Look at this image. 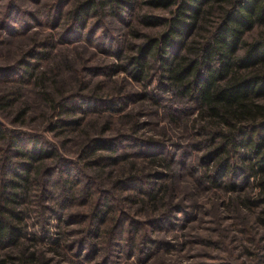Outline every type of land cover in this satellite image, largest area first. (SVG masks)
Instances as JSON below:
<instances>
[{"label": "trees", "instance_id": "obj_1", "mask_svg": "<svg viewBox=\"0 0 264 264\" xmlns=\"http://www.w3.org/2000/svg\"><path fill=\"white\" fill-rule=\"evenodd\" d=\"M19 1L10 0L0 10V27L8 29L15 37L28 33L45 35L42 40L34 38L16 66L0 68V77L32 82L36 62H48L57 48L80 41L96 48L105 46L108 54L122 59L125 65L120 68L127 70L138 83L148 81L156 64L162 70L157 89L160 97L150 96L148 92L146 95L151 98L155 112L165 98L169 100L171 104H167L166 115L169 123L177 128L181 119L189 123V116L182 117L183 111L190 112L192 107L198 110L191 128L196 132L195 144L205 148L200 156L203 172L201 178H197L200 187L211 185L233 190L231 205L240 217L243 210L258 209L256 223L263 228L264 240V0H142L146 9L134 15L147 30L133 29L129 34L141 39L137 45L135 41L126 44L116 39L112 22L108 26L103 20L107 7L118 6L133 14L137 0H28L27 4L31 5L27 8ZM156 10L167 14H157ZM117 12L112 13L113 16L124 22V14L117 15ZM19 25L21 30H17ZM153 28L161 30L153 31ZM133 50L135 53L130 54ZM99 68L90 66L84 70L96 76ZM112 69L111 64L101 70L109 75ZM88 82L84 78L79 85L87 88ZM38 92L47 100L50 97L54 113L64 112V108L79 112L74 103L76 93L52 99L48 90ZM14 94L12 91L1 97V107L11 106ZM79 94L75 98L83 95L100 107L112 109L117 108L114 102L127 104L134 97L121 93L101 99ZM103 102L108 104L101 105ZM60 117L54 130L65 128V123L75 127L81 122L79 117ZM135 138L141 145L134 151H129V146L119 155L111 154L117 151L119 138H89L79 153L81 164L63 155L59 146L42 135L8 129L0 121V140L7 142V147L1 150L3 158H0V174L3 173L0 175V250L22 248L17 256L3 252L0 264H52L42 247L44 237L29 230L27 219L31 214L40 216L42 230L55 214L60 215L59 227L64 228L68 221L65 218L76 222L87 220L88 226L82 229L79 238L70 240V231L59 228L56 250L58 254L64 253L60 244L63 242L65 251L71 250L90 264H112L116 259L105 256V245L108 242L109 252L110 247L115 248L117 237L128 243L127 256L135 251L141 254L152 246L157 249L167 246L169 240L162 235L177 228L179 214L189 213L185 209L181 211L185 205H177V187L172 188L181 159L163 155L167 150L163 142L154 139L143 142ZM104 150L111 153L102 154ZM134 156L144 159L151 168L128 170L114 178L110 188L102 187L93 175L86 173V169L97 167L100 169L96 171L97 176L102 177L105 166ZM234 156L238 158L236 167L231 163ZM48 160L53 161L58 167L56 171L64 176L61 183L54 182L60 185L59 194L61 192L56 205L50 204L56 194V190L50 188L53 185L40 181L53 172L54 165L47 164ZM206 162L214 164V168L205 166ZM186 164L182 159L181 165ZM73 169L77 171L72 175L70 170ZM229 174L254 177L259 187L257 201L251 199L249 192L242 193L238 189L236 179L228 183L225 177ZM180 200V203L186 201ZM117 203L123 206L119 208L123 219L117 216ZM83 206L89 210L78 209ZM69 208L73 212L67 213ZM129 210L134 212L130 214ZM102 235L105 236L104 247L92 240ZM117 243L122 248V244Z\"/></svg>", "mask_w": 264, "mask_h": 264}, {"label": "rangeland", "instance_id": "obj_2", "mask_svg": "<svg viewBox=\"0 0 264 264\" xmlns=\"http://www.w3.org/2000/svg\"><path fill=\"white\" fill-rule=\"evenodd\" d=\"M27 1L21 0L19 2L23 8H27L28 5H31L27 4ZM9 2L10 0H1L0 10L5 8ZM141 2L142 0H137V6L133 10V14L129 10H121L118 6L107 7L103 20L107 22L108 26L112 22L111 27L117 35L116 39H119L122 43L126 42L128 44V42L133 43L135 41L136 45L139 44L141 39H134L129 35L130 32H133V29L147 30L134 15V13L137 15L142 13L143 9H146ZM116 11H118L117 15L121 12L124 14V22H119L117 17L113 16L112 13H116ZM154 12L161 15L167 14L163 10ZM18 27L17 30L22 29L20 25ZM157 30L161 29L153 28V31ZM0 34L2 35L0 36V68L16 66L18 59L24 53L23 51H26L34 43V38L42 40L43 35H45L38 33L34 36L33 33H28L27 35L15 37L12 36L11 31L4 27H0ZM5 41L7 42L5 43ZM67 45L57 48L53 52L55 55L51 57L50 61L36 62V66L33 67L32 82L0 77V101H3L1 97L8 95L9 92H15V96L10 100L13 101L11 106L1 107L0 105V121L6 128L42 135L51 143L59 146L63 155L80 161L81 164L83 161L80 160L79 153L89 138L106 137L108 140L119 138L120 140L116 146L117 151L121 149L119 152L111 153L110 150L102 152L105 155L110 153L119 155L118 153L121 154L129 146L131 147L129 151H134L139 144L141 145L135 136L143 142L148 139L163 142L167 147V150L163 151V155L167 158L173 156L175 159L180 157L181 163L182 159L187 162L184 166L181 163L178 165L177 161L173 163V166L176 167L177 164L178 168L172 186L173 190L177 187L178 199L175 198V201H178L177 205L179 207L185 205L186 208L181 207V211L189 213L179 214L180 223L177 228L162 235L169 240V244L159 249L152 246L147 250L145 249L141 254L135 251L127 256L128 243L122 237H117L115 238V248L110 247L109 252L107 249L108 242L105 245V256L108 255L109 258L116 259L112 261V264H264L263 228L256 223L258 209L256 211L243 210V215L240 217L231 205L230 195L234 193L233 190L226 191L223 188L220 189L211 185L200 187L198 179L201 178L203 172V163H201L200 156L205 152V148L203 146L202 148L198 147L195 144L197 142L196 132L191 128L195 123L194 120L198 115V110L192 107L190 112L183 111L182 117L189 116V123L185 124V120L181 119L178 121L176 128V126L169 123L166 115L168 111L167 104H171V102L165 98L163 105L158 107L157 112H155L154 106L150 103L151 98H146L147 92L150 96L160 97L157 94L159 92L157 89L159 88V77L162 70L156 64H154L155 70H152L148 81L142 84L136 82L127 70L120 68L125 65H122V59L113 54H108L105 51V46L96 48L83 41ZM125 52L129 55V50ZM133 53H135V50L130 54ZM150 61L152 60L150 59ZM111 64L114 69L110 71L109 75L102 72V68H107ZM90 66L100 67L98 75L94 76L84 70ZM84 78L87 82L90 81L87 88L79 85ZM40 89L42 92L48 90L52 99H57L62 94L69 96L75 93L101 99H108L121 93L127 96L132 94L134 97L127 104L114 102L113 105L117 108L112 109L100 107L92 99H88L81 94L79 95L82 97L77 96L75 98V94L73 95L74 103L78 105V113L71 112L69 108H64V112L58 110L54 113L51 109L50 97L48 96V100L43 98L38 92ZM104 104L108 103H101V105ZM119 105H122V107H119ZM61 115L65 119L79 117L81 122L75 127L65 123V128L61 127L58 131L54 130L56 127L54 124L61 119ZM6 144V140H0V158H3L1 150L7 147ZM156 147L159 148V146ZM15 160H19V158H15ZM46 163L54 165L51 160L46 161ZM231 163L236 167L238 158L232 157ZM205 166H209L211 170L214 168L212 163L206 162ZM150 168L151 166H147L144 159L134 156L127 161L117 159L113 164L105 166L103 168L104 176L102 177L98 178L96 171L100 169L97 167L96 169L92 168V170L86 169V173L93 175L102 187L110 188L114 178L121 177L128 170L142 169L145 171ZM57 169L56 165L52 166V174L40 179L48 186L52 184L53 187L50 188L56 190L54 198L51 199L53 200L50 202L51 205H56L61 199V192L59 194L60 185H56L54 182L61 183L64 176L61 172H57ZM77 169L70 170V173L73 175ZM225 179L228 183L236 179L240 187L238 189L242 193L249 192L251 199L257 201L259 187L254 177L246 174H229ZM168 182L170 183V180ZM39 185H41V182ZM120 195L121 193L118 192V196ZM171 197L174 198L172 195ZM180 199L186 201L180 203ZM116 207L117 216H119V208L123 206L117 203ZM188 207L190 208L188 209ZM78 209L82 211L88 209V207L83 206ZM67 210V213L73 212L72 208ZM132 210H129L130 214L134 212ZM59 217L60 215L56 214L50 216L45 230L41 229L40 216L31 214L27 219L29 230L44 237L42 247L48 253V262L52 264H77V261H82L84 264H90L71 250L69 252L65 251L63 242H60V244L64 253L58 254L59 252L56 250V245H59L57 242L60 235L59 228L70 231L71 240L82 237V229H86L89 222L87 220L76 222L70 218H65L64 220L68 221L65 222L66 227L64 228L59 227ZM120 218L123 219V215H120ZM92 240L96 245L104 247L102 244L105 242L104 235L97 236ZM117 242L122 244V248L117 246ZM5 251L10 255L17 256L22 252V248L11 247L0 250V255ZM121 252L123 253L122 256ZM82 262L79 264H83Z\"/></svg>", "mask_w": 264, "mask_h": 264}]
</instances>
